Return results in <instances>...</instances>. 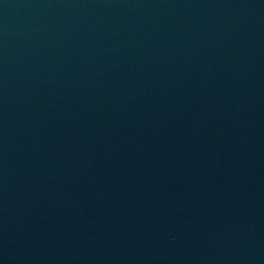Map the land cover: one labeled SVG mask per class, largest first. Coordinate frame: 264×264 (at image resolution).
I'll use <instances>...</instances> for the list:
<instances>
[{"label": "water", "instance_id": "95a60500", "mask_svg": "<svg viewBox=\"0 0 264 264\" xmlns=\"http://www.w3.org/2000/svg\"><path fill=\"white\" fill-rule=\"evenodd\" d=\"M0 264H264V0H0Z\"/></svg>", "mask_w": 264, "mask_h": 264}]
</instances>
